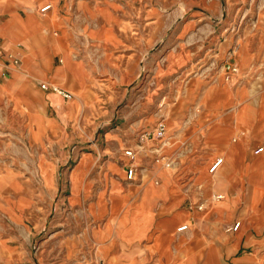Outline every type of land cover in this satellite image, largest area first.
I'll return each mask as SVG.
<instances>
[{"label":"rangeland","instance_id":"374dc122","mask_svg":"<svg viewBox=\"0 0 264 264\" xmlns=\"http://www.w3.org/2000/svg\"><path fill=\"white\" fill-rule=\"evenodd\" d=\"M30 1L69 41L83 87L57 93L44 128L0 103V264H162L133 252L154 233L119 243V220L162 173L185 175L170 112L190 85L264 89V0Z\"/></svg>","mask_w":264,"mask_h":264},{"label":"crops","instance_id":"0c3cea01","mask_svg":"<svg viewBox=\"0 0 264 264\" xmlns=\"http://www.w3.org/2000/svg\"><path fill=\"white\" fill-rule=\"evenodd\" d=\"M30 7V0H0V39L20 60L17 69L7 65L0 71V103H24L34 126L44 128L61 96L40 83L55 82L67 91L83 86L66 57L69 41L49 17ZM82 14L94 13L86 5ZM229 82L227 87L193 83L170 112L171 139L179 143L172 152L185 175L162 173L119 220L121 245L154 233L151 242L133 250L142 251L144 261L149 254L162 264H264V89L243 91L233 78ZM15 109L13 104L17 116ZM258 147L263 150L255 153ZM218 158L221 164L209 173ZM183 224L187 228L177 231Z\"/></svg>","mask_w":264,"mask_h":264},{"label":"built area","instance_id":"2783aa9c","mask_svg":"<svg viewBox=\"0 0 264 264\" xmlns=\"http://www.w3.org/2000/svg\"><path fill=\"white\" fill-rule=\"evenodd\" d=\"M49 7H50V5L47 4L44 7H42L40 11H45ZM7 65L17 69L20 65V60L17 57V55H15L13 53H9L6 50L2 40L0 39V71L2 70L3 66H7ZM233 70H235V68ZM40 87L46 91L59 93L60 95H62L65 98H70L72 96V94L70 92L63 90L60 87H58L57 85H54L52 83L42 82V83H40ZM158 133H161V132L159 131ZM262 150H263V147H258L255 150V153H259ZM124 156L130 161V164L125 165L126 177H127V179H133V177L135 175V166L133 165V162L135 160L136 153L132 149L127 148L124 150ZM221 162H222V158L216 159L210 165L208 172L214 173L218 169ZM220 197H221V195L215 196V198H220ZM238 225H239V223L236 222L235 225L233 226V229H236L238 227ZM186 228H187V225L183 224L180 227H178L177 231H182V230H185Z\"/></svg>","mask_w":264,"mask_h":264}]
</instances>
